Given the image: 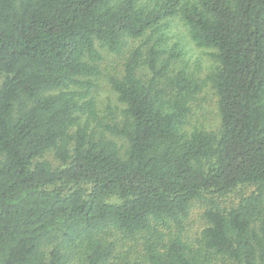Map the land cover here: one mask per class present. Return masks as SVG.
Listing matches in <instances>:
<instances>
[{
  "label": "trees",
  "instance_id": "16d2710c",
  "mask_svg": "<svg viewBox=\"0 0 264 264\" xmlns=\"http://www.w3.org/2000/svg\"><path fill=\"white\" fill-rule=\"evenodd\" d=\"M173 16L212 50L220 129L188 127L207 81L162 37L100 117L102 49ZM0 264H264V0H0Z\"/></svg>",
  "mask_w": 264,
  "mask_h": 264
},
{
  "label": "rangeland",
  "instance_id": "374dc122",
  "mask_svg": "<svg viewBox=\"0 0 264 264\" xmlns=\"http://www.w3.org/2000/svg\"><path fill=\"white\" fill-rule=\"evenodd\" d=\"M159 37H162L163 40L155 46V49L160 50L158 51L160 61L168 57L170 50L174 47L180 51V55L170 61L168 67L170 73L185 69L195 77L207 81L206 86L193 102V112L189 117L188 127H200L209 131H218L220 129V115L217 106L218 97L207 78L216 67L215 61L210 56L212 50L196 46L188 33L186 25L179 16H173L165 20L164 25L154 33L149 31L138 39H128L120 53H111L107 49H102L101 74L96 78V86L93 90L98 103V115L100 117L104 115L109 117L107 110H111L113 114L119 117L123 105L119 102L117 94L110 87V78L123 74L126 62L137 47L141 48L142 65L136 69V72L138 75H149V69L143 61L145 62L148 58L150 48L153 47ZM115 140L119 145L123 144L125 146L126 144L123 139L115 138ZM49 158L51 157L49 156ZM203 210V205L198 202L191 208L188 218V235L190 237L194 236L204 225L202 219Z\"/></svg>",
  "mask_w": 264,
  "mask_h": 264
}]
</instances>
